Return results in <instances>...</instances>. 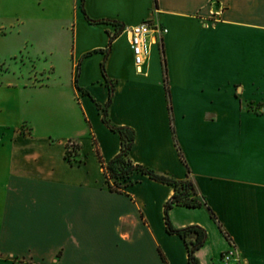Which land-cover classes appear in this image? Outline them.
<instances>
[{
	"label": "crops",
	"instance_id": "obj_1",
	"mask_svg": "<svg viewBox=\"0 0 264 264\" xmlns=\"http://www.w3.org/2000/svg\"><path fill=\"white\" fill-rule=\"evenodd\" d=\"M83 8L125 26L106 59L114 27L90 25L81 0H0V30L14 28L0 37V264H188L184 241L165 230L172 186L135 173L123 193L108 188L102 163L121 140L98 108L108 97L103 60L115 81L109 118L135 132L130 160L190 179L205 200L168 212L175 228L206 231L200 264H225L231 245L242 264H264V0H84ZM144 20L166 32L136 68L129 29ZM23 28L38 38H18ZM24 54L43 61L34 67L43 82L9 71ZM69 140L80 145L75 164L64 157Z\"/></svg>",
	"mask_w": 264,
	"mask_h": 264
},
{
	"label": "trees",
	"instance_id": "obj_2",
	"mask_svg": "<svg viewBox=\"0 0 264 264\" xmlns=\"http://www.w3.org/2000/svg\"><path fill=\"white\" fill-rule=\"evenodd\" d=\"M83 3L84 0H81V11L83 13L84 19L90 25L109 24L114 27V31L109 34V42L106 50L104 51V59H106V56L110 51L111 43L123 32L125 26L123 23L117 20H111V19L96 20L90 18L86 14L83 8ZM153 3L156 5V0H153ZM87 55H90V53ZM162 61L164 66L165 91L167 97H169V87L167 85V80H166L165 59L163 56V52H162ZM101 75L104 78L105 86L107 87L108 90V97L105 105L104 106L98 105V108L101 111L103 123L111 131L118 133L121 140L120 141L121 148L118 154L115 155L108 163L106 164L102 163L109 190L112 192L123 193L127 186L133 184L134 180L132 179V176L135 173L145 175L150 179L172 186L174 192L164 205L165 230L169 234H174L179 236L184 241L187 248L188 264H200L196 256V252L207 241L206 231L197 225H190L184 228H175L170 222L168 212L175 205H181L188 208H200L202 206H206L204 198L198 196L195 185L190 179L187 178L185 180H177L169 175L158 173L153 169H150L143 165L134 164L130 160L129 153L135 140V132L131 128L114 125L109 118L108 109L113 99L114 90H115V81H113L107 76L104 69V60L101 62ZM77 80H78V72L75 75V86L77 90L83 91L78 86ZM85 93L88 94L86 91ZM168 108L170 110V105L168 106ZM178 152L182 161L185 163L182 153L179 149ZM64 157L70 164H75L80 162L79 159L80 145L74 140H69L65 147ZM208 210L211 218L215 222H217L220 231L223 233L226 239H229V236L227 235L221 224L217 221L215 215L211 212L209 208Z\"/></svg>",
	"mask_w": 264,
	"mask_h": 264
},
{
	"label": "built area",
	"instance_id": "obj_3",
	"mask_svg": "<svg viewBox=\"0 0 264 264\" xmlns=\"http://www.w3.org/2000/svg\"><path fill=\"white\" fill-rule=\"evenodd\" d=\"M165 32V28L149 20H144L129 29V45L133 64L136 68L143 66L149 55L150 39L159 40ZM220 260L225 264H242L239 253L233 245L220 255Z\"/></svg>",
	"mask_w": 264,
	"mask_h": 264
},
{
	"label": "rangeland",
	"instance_id": "obj_4",
	"mask_svg": "<svg viewBox=\"0 0 264 264\" xmlns=\"http://www.w3.org/2000/svg\"><path fill=\"white\" fill-rule=\"evenodd\" d=\"M13 29L14 28H6V27L2 28L0 30V37L5 36L9 32H11ZM18 38H38V36H36V32L34 31L33 28H23ZM42 62L43 61L41 60H37L36 58H31L29 55L24 54L22 57L9 60L7 63H8V67L10 68L9 71H12L11 69L14 70V68H17V72L19 73V71L21 70V72L23 73V78L25 79V82H30L32 84H39L43 82L44 80L41 75L38 76L35 74L34 67L39 66L40 63ZM234 85L236 84H233L232 87Z\"/></svg>",
	"mask_w": 264,
	"mask_h": 264
}]
</instances>
